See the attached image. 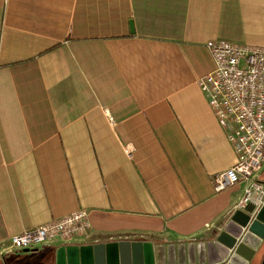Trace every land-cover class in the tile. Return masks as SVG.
Listing matches in <instances>:
<instances>
[{
  "label": "crops",
  "instance_id": "1",
  "mask_svg": "<svg viewBox=\"0 0 264 264\" xmlns=\"http://www.w3.org/2000/svg\"><path fill=\"white\" fill-rule=\"evenodd\" d=\"M217 39L264 47V0H0V244L80 209L90 225L0 264L123 239L156 264L218 263L243 187L213 185L235 161L198 85Z\"/></svg>",
  "mask_w": 264,
  "mask_h": 264
},
{
  "label": "built area",
  "instance_id": "2",
  "mask_svg": "<svg viewBox=\"0 0 264 264\" xmlns=\"http://www.w3.org/2000/svg\"><path fill=\"white\" fill-rule=\"evenodd\" d=\"M206 46L213 66L198 85L235 153L234 164L213 175L214 189L242 185L232 209L254 218L264 206V47L225 39L209 40ZM89 233L87 211L80 209L11 235L7 243L1 242L0 253L30 251L56 239L87 238Z\"/></svg>",
  "mask_w": 264,
  "mask_h": 264
},
{
  "label": "water",
  "instance_id": "3",
  "mask_svg": "<svg viewBox=\"0 0 264 264\" xmlns=\"http://www.w3.org/2000/svg\"><path fill=\"white\" fill-rule=\"evenodd\" d=\"M129 24L133 32L132 22ZM207 246L216 264H250L264 251V206L254 218L236 210L221 221ZM55 264H156V254L148 240L61 244L56 250ZM259 264H264V254Z\"/></svg>",
  "mask_w": 264,
  "mask_h": 264
},
{
  "label": "rangeland",
  "instance_id": "4",
  "mask_svg": "<svg viewBox=\"0 0 264 264\" xmlns=\"http://www.w3.org/2000/svg\"><path fill=\"white\" fill-rule=\"evenodd\" d=\"M234 162H235V161H234ZM233 164H234V163H233ZM233 164H232V165H233ZM260 174H261V179L264 180V168H263V170L261 171Z\"/></svg>",
  "mask_w": 264,
  "mask_h": 264
},
{
  "label": "bare ground",
  "instance_id": "5",
  "mask_svg": "<svg viewBox=\"0 0 264 264\" xmlns=\"http://www.w3.org/2000/svg\"><path fill=\"white\" fill-rule=\"evenodd\" d=\"M212 110V109H211Z\"/></svg>",
  "mask_w": 264,
  "mask_h": 264
}]
</instances>
